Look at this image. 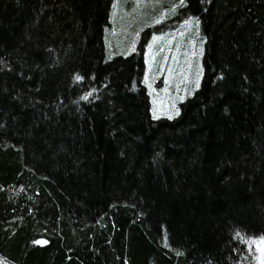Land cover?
<instances>
[{
  "label": "trees",
  "instance_id": "16d2710c",
  "mask_svg": "<svg viewBox=\"0 0 264 264\" xmlns=\"http://www.w3.org/2000/svg\"><path fill=\"white\" fill-rule=\"evenodd\" d=\"M183 3L203 75L169 119L152 115L144 42L107 47L114 0H0L6 264H256L264 0Z\"/></svg>",
  "mask_w": 264,
  "mask_h": 264
},
{
  "label": "rangeland",
  "instance_id": "374dc122",
  "mask_svg": "<svg viewBox=\"0 0 264 264\" xmlns=\"http://www.w3.org/2000/svg\"><path fill=\"white\" fill-rule=\"evenodd\" d=\"M105 37L111 53L126 55L144 42L142 83L150 96L152 115L177 117L176 110L180 114L181 104L194 95L203 75L200 20L184 11L183 0H114ZM250 244L255 263L264 264V236ZM0 264L6 263L0 259Z\"/></svg>",
  "mask_w": 264,
  "mask_h": 264
},
{
  "label": "snow or ice",
  "instance_id": "6c2138e0",
  "mask_svg": "<svg viewBox=\"0 0 264 264\" xmlns=\"http://www.w3.org/2000/svg\"><path fill=\"white\" fill-rule=\"evenodd\" d=\"M158 23H159V21H158ZM186 23H188V22L186 21ZM197 23H198V21H197ZM75 79H76L77 81H79V80L82 79V77H80L79 75H77ZM196 86L199 87V81H197ZM90 95H91V93L85 95L84 97H82V99L87 100V99H88V96H90ZM182 99H183V98H182ZM175 114H176V115H179V109L176 110V113H175ZM155 118H159V117H155ZM168 118H169V119H172L173 117L170 115V116H168ZM36 243H40V242L37 241Z\"/></svg>",
  "mask_w": 264,
  "mask_h": 264
}]
</instances>
